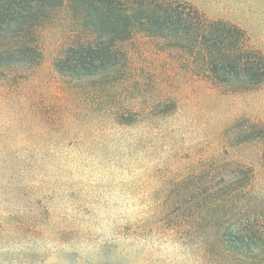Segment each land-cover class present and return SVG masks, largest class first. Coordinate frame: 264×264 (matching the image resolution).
<instances>
[{
	"label": "rangeland",
	"instance_id": "1",
	"mask_svg": "<svg viewBox=\"0 0 264 264\" xmlns=\"http://www.w3.org/2000/svg\"><path fill=\"white\" fill-rule=\"evenodd\" d=\"M177 1L238 25L264 54V0ZM61 32H41L42 67L19 105L0 89V264H264V254H200L202 234L186 233L188 183L212 175L214 162L251 167L264 203V139H248L251 124L264 127V83H186L182 54L139 38L125 83L76 96L69 86L100 78L54 71ZM127 106L162 113L112 123ZM37 107L41 122L28 114Z\"/></svg>",
	"mask_w": 264,
	"mask_h": 264
},
{
	"label": "trees",
	"instance_id": "2",
	"mask_svg": "<svg viewBox=\"0 0 264 264\" xmlns=\"http://www.w3.org/2000/svg\"><path fill=\"white\" fill-rule=\"evenodd\" d=\"M54 26L62 29L54 71L77 82L100 78L69 86L78 92L76 96L94 98L109 86L125 83L132 74V43L139 38L162 39L167 50L182 54L186 83L238 85L245 91L264 83V54L250 44L246 32L227 20L209 18L188 2L0 0V89H10L14 103L42 67L41 32ZM135 107L117 110L110 121L126 126L162 113H154L155 106L144 112ZM28 114L37 122L43 120L38 107ZM250 127L248 139H264L263 126ZM214 163L215 174L188 183L186 233L202 234L200 254L257 258L264 254V203L255 193V172L240 162Z\"/></svg>",
	"mask_w": 264,
	"mask_h": 264
}]
</instances>
